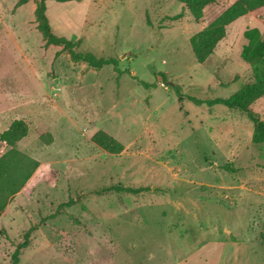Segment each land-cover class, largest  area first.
Listing matches in <instances>:
<instances>
[{
  "label": "rangeland",
  "instance_id": "rangeland-1",
  "mask_svg": "<svg viewBox=\"0 0 264 264\" xmlns=\"http://www.w3.org/2000/svg\"><path fill=\"white\" fill-rule=\"evenodd\" d=\"M17 1L0 0V132L25 120L17 149L39 166L0 213V262L39 224L19 264H264V143L244 112L173 89L228 98L252 82L243 31L264 34L262 14L231 26L199 63L189 38L202 23L178 0L46 1L55 34L116 57L132 78L45 48L34 4ZM250 110L264 119V96ZM98 130L124 150L97 146ZM111 184L153 190L95 193Z\"/></svg>",
  "mask_w": 264,
  "mask_h": 264
},
{
  "label": "trees",
  "instance_id": "trees-1",
  "mask_svg": "<svg viewBox=\"0 0 264 264\" xmlns=\"http://www.w3.org/2000/svg\"><path fill=\"white\" fill-rule=\"evenodd\" d=\"M47 0H18L15 8L32 2L33 19L32 23L44 41V47L56 48V55L66 54L72 61L85 64L93 69H100L106 65H112L119 73L127 72L132 78H136L129 69L121 70L116 57L97 56L91 51L78 50L80 40L72 41L66 37L55 34L51 28L46 15ZM67 1V0H56ZM189 11L195 22H200L204 16V8L217 0H178ZM264 6V0H236L225 8L205 27L194 33L189 42L199 63H203L213 53L218 42L226 35L227 26L239 17L255 11ZM246 40L241 50V58L250 65L252 70V82L242 86L237 92L228 98L206 97L201 98L194 95H184L181 86L173 85V89L178 96H187L197 105L206 104L211 107L223 105L232 110L244 112L253 122V143H264V119L250 110V106L259 98L264 96V34L258 27H248L243 31ZM144 86H149L145 81H140ZM28 134V124L23 119H14L7 129L0 132V142L8 146V150L0 156V213L4 211L9 200L22 190L24 185L39 166V161L22 153L17 149V143ZM91 140L100 148L110 154H119L124 150V145L118 139L104 130L96 131ZM227 171H234V168L227 164L222 167ZM150 186H134L123 184H111L102 186L95 190L96 194L106 193H126L140 195L152 191ZM73 199L58 205L57 209L46 218H54L64 207L73 204ZM46 219H44L45 221ZM39 227V224L30 226L23 233L22 241L19 242L11 254L8 263L19 264L21 251L28 247L31 234ZM259 240L264 247V233H259Z\"/></svg>",
  "mask_w": 264,
  "mask_h": 264
},
{
  "label": "crops",
  "instance_id": "crops-1",
  "mask_svg": "<svg viewBox=\"0 0 264 264\" xmlns=\"http://www.w3.org/2000/svg\"><path fill=\"white\" fill-rule=\"evenodd\" d=\"M236 0H217L215 3L209 4L204 8V16L202 18V20L199 23H202L200 25V29H202L203 27H205L208 23H210L216 16H218L225 8H227L229 5H231L233 2H235ZM262 14L263 19H264V6L260 7L258 9H256L255 11L249 12L241 17H239L238 19H236L235 21H233L232 23H230L227 28L226 31L231 28V26H238L239 24H243L245 23L246 18L250 15V14ZM198 23V22H196ZM199 29V30H200ZM198 30V31H199ZM13 121V120H12ZM11 123V122H10ZM10 125V124H9ZM8 128V127H7ZM5 128V129H7ZM5 144L4 142H0ZM6 145V144H5ZM19 194V192L17 193ZM264 233V232H263Z\"/></svg>",
  "mask_w": 264,
  "mask_h": 264
}]
</instances>
